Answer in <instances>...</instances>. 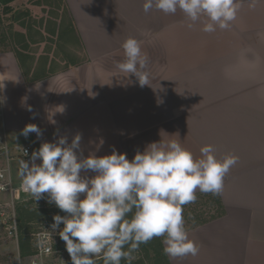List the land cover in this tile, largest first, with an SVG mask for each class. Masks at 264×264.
<instances>
[{
  "label": "crops",
  "instance_id": "0c3cea01",
  "mask_svg": "<svg viewBox=\"0 0 264 264\" xmlns=\"http://www.w3.org/2000/svg\"><path fill=\"white\" fill-rule=\"evenodd\" d=\"M20 1L15 0L8 5L11 16L15 10L27 12V16L16 22L12 20L9 25V28L12 27V37L7 43L5 40L0 50V99L3 101L0 103V142L11 148L10 162L23 159L19 154L21 149L15 150L17 146H28L32 154L45 141L53 142L60 136H66L71 142L77 133L82 135L81 148L85 156L89 152H95L98 156L109 155L115 147L117 152L126 153L131 160L137 150L143 151L146 145L161 140H176L193 153V144L196 142L187 143L180 134L181 129L175 139L162 135L165 123L176 122L179 126L184 123L182 128L188 123L187 119H181V113L174 111L175 107L166 105L174 98L173 94L115 90L111 71L116 59L123 58L121 45L127 37L136 36L142 50H150L159 40L162 43L164 35L173 36V39L180 34L198 32L202 28L199 25L206 22L205 17L193 23L180 10L174 15L155 9L146 14L142 9L143 0H61L68 16L65 28L63 16L57 14L61 6L48 7L50 4L45 5L44 2L36 5L29 0L20 4ZM249 3L250 0H241L242 6L235 20V33L243 37L245 26H251L252 66L264 68V0H256L254 7H250ZM14 4L19 6L14 7ZM31 7H44L50 12L38 22L33 18L36 23L31 24L30 19L26 21V18H32ZM93 8L98 11V16L92 17L88 11ZM92 18L96 23H92ZM24 21L25 25L22 26ZM190 23L191 27L188 26ZM16 25L21 31L15 30ZM69 25L72 28L67 29ZM60 29L67 32L65 43L68 41L71 48L81 51L85 59L79 62L74 56L64 63L60 72H56L55 62L49 61L51 49L39 53L34 52L32 47L48 44L49 41L56 42ZM2 36L5 38L4 34ZM146 38L150 40L148 43L141 41ZM26 44L27 49H23ZM16 51L29 57L25 61L26 68H21ZM261 75L264 76L263 70ZM169 111L171 117L166 116ZM198 122L197 125L190 123L192 129L197 131L199 141H203V144L196 143L198 158L200 148L211 144L217 158L222 159L227 152L222 150V141L218 139L224 138V134L221 131L212 132V139L200 138L203 135ZM28 124L37 125L42 136L37 138L36 133H30L27 137L21 135V130ZM252 151L250 154L246 151L249 157L237 156L238 163L226 176L223 190L218 195L224 213L216 220H228L230 200L239 202V206L244 209L250 206V221L240 225L250 226V244L245 245L247 252L241 255L242 258L249 257V264H264V154L257 155L253 147ZM239 167L249 170L239 176L236 175ZM11 177L13 182L21 183L15 171H11ZM244 185H250V188H243ZM4 195L0 193V201L5 199ZM247 233L249 230L246 233L237 232L241 236ZM16 249L19 255L17 238ZM66 252L62 250L56 253L58 263ZM166 256L169 264H197V255L182 258ZM238 256L237 253L233 258ZM227 259L228 254L221 264Z\"/></svg>",
  "mask_w": 264,
  "mask_h": 264
},
{
  "label": "clouds",
  "instance_id": "9594fccd",
  "mask_svg": "<svg viewBox=\"0 0 264 264\" xmlns=\"http://www.w3.org/2000/svg\"><path fill=\"white\" fill-rule=\"evenodd\" d=\"M255 2L250 0L249 6ZM241 6V0L142 3L146 14L155 9L174 15L180 10L193 23L205 17L202 31L206 33L230 29ZM121 47L124 59L116 67L127 77L134 76L141 87L149 85V58L141 42L129 36ZM30 133L42 136L35 124L26 125L20 134L27 137ZM81 140L77 133L71 142L66 136L45 141L29 160L18 162L23 191L35 201L46 199L64 213L52 217L50 231L65 242L72 264H97V257L103 264H121L122 260L132 264L134 253L154 238H162L163 251L172 258L199 254V246L189 236L184 206L197 200V190L219 195L239 157L228 154L219 159L208 144L195 158L176 140L152 142L143 151L137 150L131 160L115 147L109 155L89 152L85 156Z\"/></svg>",
  "mask_w": 264,
  "mask_h": 264
},
{
  "label": "rangeland",
  "instance_id": "374dc122",
  "mask_svg": "<svg viewBox=\"0 0 264 264\" xmlns=\"http://www.w3.org/2000/svg\"><path fill=\"white\" fill-rule=\"evenodd\" d=\"M25 1L21 0L20 4ZM49 2L62 7L57 14L63 16L66 28L68 16L63 3L60 0H50ZM13 6L19 5L14 4ZM30 10L32 18L28 17L26 21L30 19L31 24L38 22L40 18H46V13L50 12L44 7H31ZM88 11L93 15L92 17L98 16V11L94 8ZM0 16L3 20L0 25V35H5L7 43L12 37V27L9 28V17L3 15L1 9ZM92 23L94 24L96 21L93 19ZM203 25L204 23H201L199 26L203 28ZM202 28L194 34H180L174 36L173 39V36L164 35L162 43L159 40L152 49H143L142 51L149 58L147 71L150 73L149 85L143 87L139 85L134 76L127 77V73H121L116 67L117 61L121 62L124 59V52H122L123 58L116 59L111 71L115 80L112 86L119 91L173 94L174 98L169 100L166 105L175 107L174 111L181 113V119H187L188 123L185 128L181 126L184 123H180V126L176 122L165 123L162 135L167 138L175 139L176 133L181 129L180 134L187 143L196 142L199 144L200 142L203 144V141L198 139L197 131L192 129L193 126L190 124L194 122L197 125L200 121V132L203 135L200 138L210 140L213 138L212 132L219 133L221 131L224 134V138H219L218 141H222V150L227 152V155L235 153L241 158L249 157V154L253 152L252 147L257 155H263L264 76L261 73L264 68L252 66L251 26H245L243 37L235 33V21L228 30L217 28L215 32L206 33L202 31ZM15 30L21 31V28L16 25ZM66 34L67 32L63 29L62 38L59 36L56 42L50 43L49 41L48 44L42 43L32 47L34 52L39 53L51 49L48 54L49 61L55 62L56 72H60L64 63L69 62L74 56H77L79 62H83L85 59L81 51L71 48L68 41L67 44L65 43ZM131 37L136 38V36ZM141 41L148 43L150 40L146 38ZM168 113L166 116L171 117V111ZM211 120L214 121L211 123ZM167 133L169 134L167 135ZM196 143L193 144L195 148L193 153L198 158ZM18 148L21 149V146L15 147V150H19ZM18 162L9 163L12 173L15 171V176L18 174ZM249 165L251 167V164ZM248 170V168L239 167L236 170V175L240 176ZM247 187L250 188V185L243 186V188ZM196 195L197 200L194 203L184 206L183 216L190 232V238L200 248L199 254L196 256L197 264H221L226 254H228V259L224 261V264L226 262L227 264H249V257L243 256L242 258L241 253L247 252L245 245L250 244V226L240 227V225H243V222L246 223L247 220L250 221V206L244 209L239 206V202L234 203L230 200L227 216L229 222L227 219L219 221L216 220L221 216V209L217 203L220 201L219 196L216 198L211 193L204 194L199 190ZM4 197L5 199L0 201V204H3L2 216L0 215V264H28L30 256L21 259L17 253L12 221L13 209L23 202L33 201L31 205H28L30 210H39L40 208L48 210L50 221L33 224L32 233L29 235L33 252L35 235L38 232L54 233L50 231V225L53 223L52 217L55 215L51 210L57 207L54 204H48L46 199L35 201L29 194L23 197L24 201L16 202L12 208L7 204L9 198L6 194ZM215 220L216 222H214ZM246 230H249V233L242 236L237 234L238 231L246 233ZM49 238L55 253L57 247L62 245L61 238L58 234L55 237L50 235ZM237 253L239 256L233 258ZM64 256L61 259L66 264H72L68 252ZM134 256L135 259L132 262L143 260V264H150L145 260L142 248H139ZM44 260L47 263L58 264L54 254Z\"/></svg>",
  "mask_w": 264,
  "mask_h": 264
},
{
  "label": "trees",
  "instance_id": "16d2710c",
  "mask_svg": "<svg viewBox=\"0 0 264 264\" xmlns=\"http://www.w3.org/2000/svg\"><path fill=\"white\" fill-rule=\"evenodd\" d=\"M13 1L15 0H0V9L2 10V14L5 15L6 17H9L10 23L12 22V20L16 22L18 20H21L22 17L27 16V12H20V10H15V14L11 16L12 11L8 5L12 3ZM44 1L43 2L45 3V5L50 4V5H47L48 7H53L52 5L59 6V4H52L51 2H49L50 0H44ZM29 2L36 4V5H41L42 0H29ZM60 2L62 1L60 0ZM58 6H54V7L57 8ZM2 21H3L2 16H0V25L2 24ZM21 25L24 26L25 22L21 23ZM70 28H72L71 25H69V28L67 29H70ZM60 30H59L58 35L61 37L62 30L61 31ZM17 36L20 38L23 37L22 35H19V34H17ZM4 42H5L4 36L0 37V50H1V45H4ZM27 47L28 46L26 44L23 47V49H27ZM15 54L17 56V60L19 61L21 65V68L22 69H24V67L26 68L25 61L29 57L27 55H24L22 52H18V51H16ZM26 75L27 74H25V76ZM215 196L217 198L218 195H215ZM32 202L33 201L23 202L21 205L15 207L17 241H18L19 257L21 259L27 256H31L34 253V251L32 252V249H31L32 246H31L30 237H29V235L32 233L33 224L35 223L38 224L39 222H49L50 221L49 215L47 214L48 210H44L42 208H40L39 210H30L28 208V205H31ZM217 203L221 209L220 215H223L224 211H223V207L221 206L220 201H217ZM51 211L54 214L64 215V213L61 212L58 208H54ZM61 226L63 225L61 224ZM61 243L62 245L58 246L55 251L66 250L65 242L62 239H61ZM140 248H142L144 252L145 260L148 261L150 264H169L168 258L163 251V245H162L161 238H154L147 244H142ZM97 264H103V260L101 258L97 259ZM121 264H126V262L122 260ZM132 264H143V260H138V262H132Z\"/></svg>",
  "mask_w": 264,
  "mask_h": 264
},
{
  "label": "built area",
  "instance_id": "2783aa9c",
  "mask_svg": "<svg viewBox=\"0 0 264 264\" xmlns=\"http://www.w3.org/2000/svg\"><path fill=\"white\" fill-rule=\"evenodd\" d=\"M22 158L24 160H29L31 157V151L28 146L22 147L19 151ZM25 152L27 155H25ZM10 162V150L6 143L0 142V193L6 194L9 198L8 205H11V207H14V204L18 201H24V196L29 195V193H26L21 188V183H15L12 180L11 177V170L9 166ZM23 198V199H22ZM22 199V200H21ZM13 215H12V221L14 223V232H15V238H17V232H16V220H15V209H13ZM3 212V204H0V215L2 216ZM51 236L55 237L56 233L51 234H45L43 232H38L35 235V243H34V253L30 256V260L28 264H51L47 263L44 259L50 258L51 255H56L52 250V242L49 238ZM100 258V257H97ZM58 264H66L63 259L59 260Z\"/></svg>",
  "mask_w": 264,
  "mask_h": 264
}]
</instances>
